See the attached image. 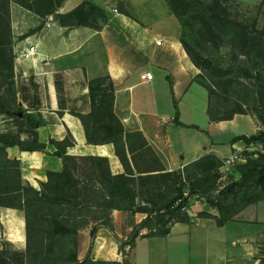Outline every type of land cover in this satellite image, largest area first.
Segmentation results:
<instances>
[{"label":"crops","instance_id":"1","mask_svg":"<svg viewBox=\"0 0 264 264\" xmlns=\"http://www.w3.org/2000/svg\"><path fill=\"white\" fill-rule=\"evenodd\" d=\"M82 1L104 11L106 19L98 22L99 27L68 25L56 17ZM115 1L123 3V10L114 7ZM35 17L43 24L31 26L36 27L13 45L16 56L30 46H34V53L28 58L15 57V66L24 75L33 73L44 80L46 104L40 112L43 117L52 116V138L72 139L65 154L103 156L113 174L123 172L112 144L88 143L80 119L60 105L55 74L75 69L82 71L87 80L108 78L113 87V113L124 131L143 135L163 171H182L192 162L214 155L221 163L216 171L219 186L223 179H240L233 163L264 155L259 141L234 140L264 130L255 114L235 113L229 119L216 120L210 117L208 90L196 80L200 71L180 42L179 22L165 0H62L54 13ZM146 72L152 73V80L142 77ZM87 90V86L83 87L82 93ZM195 94L201 100L202 124L192 119ZM194 132L201 137L195 139ZM3 144L0 141V146ZM43 144L44 149L33 151L9 144L4 146L5 153L0 152V249L26 251L25 216L17 207L16 190L26 185L39 190L48 171L62 168L61 157L48 150L49 139ZM229 157L232 159L228 162ZM6 161L17 163L5 168ZM11 172V178L1 177ZM4 187L12 191L5 193ZM205 204L208 209L204 211L219 215L216 208ZM121 214L122 210L111 211L113 232L100 227L93 239L88 230L79 232V259L89 250L94 259L122 264L130 249L126 264H264V250L260 248L264 247V199L244 206L219 225L188 211V222L173 221L165 236H138L131 248L124 247V254L118 251V243L128 238L133 227L129 225L124 235L118 233L117 215Z\"/></svg>","mask_w":264,"mask_h":264},{"label":"rangeland","instance_id":"2","mask_svg":"<svg viewBox=\"0 0 264 264\" xmlns=\"http://www.w3.org/2000/svg\"><path fill=\"white\" fill-rule=\"evenodd\" d=\"M15 1H9L13 45L36 27L31 26L37 22L43 24L35 17L34 12ZM170 2L181 12L186 22L184 27L179 23V37L200 64L202 68L200 71L205 76L202 79L209 83L213 82L217 88L211 96L212 113L227 115L233 111L243 110L255 114L257 103L264 102V0H170ZM113 5L118 10L123 9L121 1H115ZM85 7L88 22L92 25L98 24L100 21L98 11L90 9L88 5ZM219 19L222 21L218 22ZM260 49L263 51L262 54H259ZM13 54L12 76L0 82V141L17 142L20 150L33 151L44 149L43 140L49 139L51 146H48V150H54L57 155L65 150L71 138L65 136L64 139L58 140L51 137L49 124L52 122V116L43 117L40 112L46 104L44 80L33 73L24 75L21 69L17 70L14 49ZM227 79L232 80L230 84L226 83ZM55 81L60 105L67 107L76 116L86 117L91 130L98 125L96 136L105 137L106 133L102 126L110 122L105 114L110 85L106 77L87 80L82 71L72 69L67 73L55 74ZM86 86L87 93H82L83 87ZM192 102V119L202 124L204 115L201 112V100L195 94L192 96ZM99 111L102 112L101 120L95 122L93 113ZM259 113L264 117L263 109ZM192 135L195 139L201 137L195 132ZM250 159L255 163L259 157L252 155L247 160ZM133 160L135 178L132 206L128 210H122L120 216L117 215L119 220L117 231L122 235L128 230L129 225L136 226L147 214L171 210L182 200H185V208L181 209V214L177 218L190 211L199 218L217 223L219 215L215 217L204 211L208 209L205 202L210 204L220 200L223 206L221 215L226 217L237 206L235 198L240 200L245 191H256L264 196V184H259L256 177L249 179L242 188L230 187L232 181L226 179L221 180L218 186L215 172L203 171L204 175L197 179L193 170H189L186 175L174 171L155 172L152 169L158 166V163L147 152L134 155ZM247 160L233 163V169L240 172ZM76 162L78 167L71 168L74 175H80L86 161L79 159ZM209 165L213 167L216 163ZM230 189L233 191L227 195ZM214 208L216 207L213 206ZM91 225L84 228L88 230L89 235ZM160 226L162 225L159 220L155 219L150 229H141L138 235L157 233ZM260 248L264 250L263 246ZM261 253L264 262V252ZM130 254L129 249L124 263L128 262Z\"/></svg>","mask_w":264,"mask_h":264},{"label":"trees","instance_id":"3","mask_svg":"<svg viewBox=\"0 0 264 264\" xmlns=\"http://www.w3.org/2000/svg\"><path fill=\"white\" fill-rule=\"evenodd\" d=\"M9 1L0 0V82L6 81L12 76L13 68V44H11V26L9 19ZM62 0H16L15 2L30 11L45 16L56 11ZM170 12L176 16L182 27L186 22L170 0H165ZM98 11L100 20L106 19L104 11L97 5L82 1L72 10L67 13L58 14L56 17L68 25H86L94 28L99 27L98 24L92 25L87 20L86 7ZM123 10V9H120ZM222 20L219 19L218 22ZM180 42L186 51L192 63L199 69H202L200 64L192 56V53L186 43L181 39ZM262 49L259 54H262ZM226 74V73H225ZM106 77V76H103ZM205 77L200 71L196 75V80L206 87L211 96L217 91L215 84L209 83L202 79ZM108 80V78L106 77ZM109 81V80H108ZM232 80L227 79L226 83L230 84ZM108 93L109 99L107 110L105 114L110 120L108 125H103L106 136L98 138L96 133L98 125L90 129L89 122L86 117L77 115L84 127L86 139L91 144L111 143L114 147V152L120 163L123 166V172L113 174L110 170L109 162L103 156H74L67 155L62 150L57 155L62 159V168L59 171H48L47 180L40 185V189L36 190L30 185L20 186L15 195L19 199L18 208L24 211L25 225H26V251L17 252L7 248L0 249V264H121L115 260H97L90 255V251L86 253L83 259H79L78 252V235L81 230L91 225L90 237H95L96 231L100 227H106L113 232V224L111 218V211L128 210L132 206V198L134 194V173L132 166L135 165L133 156L147 152L156 160L158 166L154 167L152 171H163L164 168L159 162L158 157L153 150L148 146L143 135L138 132H126L120 120L113 113V87L109 81ZM257 112L254 111L257 118L264 125V117L259 113L264 110V102L257 103ZM235 113H247L243 110L233 111L227 115H215L212 113L211 102L209 106L210 117L216 119H229ZM102 112H94V121H100ZM236 139H243L245 142L259 141L264 147V130L256 135L246 137L244 135L236 137ZM4 143L0 146V152L5 153L4 146L9 144L19 143ZM72 144V139L70 143ZM66 145V146H67ZM259 160L253 163V159L247 160L243 164L240 172L241 177L238 181L231 182L230 187L242 188L246 186L249 179L256 177L259 184H264V155H259ZM85 160L84 168L80 171V175H74L71 166L77 168V160ZM6 167L16 166V161H6ZM216 163L213 167L209 164ZM253 163V164H251ZM221 165L220 160L214 155L204 156L197 161L184 167L182 171H174L180 175H186L189 170L194 171V177L199 178L207 173H216L217 168ZM204 171V172H203ZM16 172V170H15ZM139 173V171H138ZM10 176H1L5 180ZM16 174V173H15ZM138 177H141V175ZM216 177V176H215ZM190 179V177H189ZM99 185V186H98ZM5 193L7 187L3 189ZM233 189L226 194L229 195ZM133 192V193H132ZM240 200L235 198L237 206L231 213L222 217L221 211L223 206L220 200L210 203L219 212L218 221L216 224H222L232 216L235 212L244 206L264 199V196L259 195L256 191L242 193ZM185 208V200H182L177 206L171 210L164 212H155L147 214L136 226L131 230L129 237L124 242L118 243V251L124 254V247L131 248L136 237L140 236L138 233L141 229H150L153 225V220H159L160 230L150 232L144 237L149 236H165L169 232V225L173 221L188 222L189 216L184 212L183 217L177 218L181 214V209ZM167 217V218H166ZM122 264H126L123 263Z\"/></svg>","mask_w":264,"mask_h":264},{"label":"built area","instance_id":"4","mask_svg":"<svg viewBox=\"0 0 264 264\" xmlns=\"http://www.w3.org/2000/svg\"><path fill=\"white\" fill-rule=\"evenodd\" d=\"M46 24L49 25L48 22H47ZM160 42H161L160 40H156V44H160ZM33 53H34V46H30V47H28V48H24L23 50H20V51H19V54H18V56H17V60H18L19 58H28V57L31 56ZM142 77L146 78L147 80H152L153 75H152V73H150V72H146L145 74L142 75ZM231 159H232V158L229 157V158L227 159V161L229 162Z\"/></svg>","mask_w":264,"mask_h":264}]
</instances>
